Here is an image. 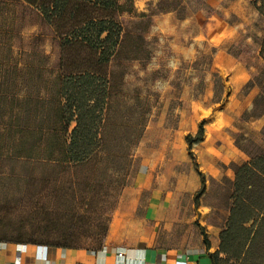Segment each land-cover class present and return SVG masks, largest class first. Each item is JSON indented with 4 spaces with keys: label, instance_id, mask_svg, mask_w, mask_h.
Returning a JSON list of instances; mask_svg holds the SVG:
<instances>
[{
    "label": "rangeland",
    "instance_id": "obj_1",
    "mask_svg": "<svg viewBox=\"0 0 264 264\" xmlns=\"http://www.w3.org/2000/svg\"><path fill=\"white\" fill-rule=\"evenodd\" d=\"M78 1L67 0L61 18L53 14L50 21L40 8L29 4L25 42L16 18L20 1L0 0L5 39L18 47L22 43L16 56L0 60V239L17 241L35 235L38 241L88 248L98 245L96 239L103 235L105 222L130 181L135 164L131 155L154 111L150 106L163 97L161 92L156 98L152 89L164 91L172 86L171 96L177 99L189 89L199 96L209 79L218 92L222 88L211 72L215 48L205 39L195 40L198 15L222 19L236 30L223 47L244 62L251 79L259 77L254 86L261 95L257 108L244 118L264 111L260 55L264 18L252 0H117L123 31L108 66V106L100 133L99 165L73 170L59 164L60 145L70 138V134H61L62 78L87 69L95 57L74 43L72 31L107 15L92 3L79 6ZM210 2L220 6L212 8ZM172 43L175 48L195 45L194 58L175 62L169 74L149 70L152 55L176 54ZM82 62L87 66H79ZM219 100L217 94L214 101ZM254 141L246 145L254 148ZM210 200L224 203L223 199Z\"/></svg>",
    "mask_w": 264,
    "mask_h": 264
},
{
    "label": "crops",
    "instance_id": "obj_2",
    "mask_svg": "<svg viewBox=\"0 0 264 264\" xmlns=\"http://www.w3.org/2000/svg\"><path fill=\"white\" fill-rule=\"evenodd\" d=\"M19 1L16 18L27 42L29 3ZM196 19L200 28L195 40L205 39L215 48L211 72L222 79L223 87L219 93L209 79L199 96L189 89L177 99L171 96L172 86L164 91L152 89L156 98L161 92L163 97L150 106L154 111L131 155L135 164L130 181L118 196L103 245L70 248L0 240V264H212L211 255L220 249V235L229 217L236 169L252 161L246 143L255 140L264 148V113L244 118L260 92L247 87L248 68L223 47L236 30L215 17L198 15ZM5 29L0 22L1 61L22 50V43L18 47L5 39ZM171 46L176 54L152 55L149 70L169 74L175 62L194 58L195 45ZM217 94L221 100L214 101ZM201 123L204 137L193 145L192 157L187 136L194 137ZM200 173L206 189L197 205Z\"/></svg>",
    "mask_w": 264,
    "mask_h": 264
},
{
    "label": "trees",
    "instance_id": "obj_3",
    "mask_svg": "<svg viewBox=\"0 0 264 264\" xmlns=\"http://www.w3.org/2000/svg\"><path fill=\"white\" fill-rule=\"evenodd\" d=\"M24 1L40 8L49 21L53 18V14L61 18L67 2V0H53L52 4L46 5L41 3V0ZM78 2L79 6L92 3L95 8L107 15L101 19L88 20L83 27L75 26L72 31L73 36L76 37L74 43H80L83 49L95 56L94 61L87 69H78L74 71L75 73L64 76L61 81L60 96L64 101L60 107L61 134L63 137L70 134V138L63 139L60 145L62 156L58 160L59 164L73 170L88 167L95 169L99 165V151L102 147L100 133L106 106H108V66L119 47L123 31L118 19L120 6L117 0H79ZM252 4L259 15L264 18V0H252ZM73 16L77 17L74 13ZM260 55L264 62V43ZM79 66L86 67L87 65L82 62ZM214 75L218 77L220 86L223 87L222 79L217 74ZM255 82H259L257 75L252 77L247 87H255ZM259 84L261 83L257 85ZM260 100L261 95L259 94L255 99L253 110L257 108ZM263 113L264 111L258 115L261 116ZM72 124L74 126L71 128ZM204 126V123H201L194 137L187 136L192 157H194L193 145L204 137ZM248 152L252 161L236 169V181L229 196V217L220 235V249L211 255L212 264H264V148L258 145L254 148L248 146ZM200 175L202 188L196 195L197 205L206 189V179L202 173ZM110 219L111 215L105 222L103 235L96 239L98 245L94 248L103 245ZM20 241L50 246L77 247L72 246L70 242L38 241L35 235L29 239L17 240V242ZM205 241L206 245L210 246L207 238Z\"/></svg>",
    "mask_w": 264,
    "mask_h": 264
}]
</instances>
